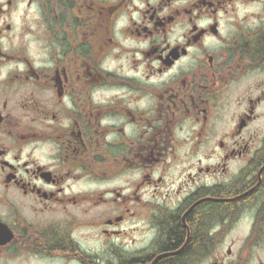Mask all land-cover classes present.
Here are the masks:
<instances>
[{"label":"flooded vegetation","instance_id":"1","mask_svg":"<svg viewBox=\"0 0 264 264\" xmlns=\"http://www.w3.org/2000/svg\"><path fill=\"white\" fill-rule=\"evenodd\" d=\"M0 264H264V0H0Z\"/></svg>","mask_w":264,"mask_h":264},{"label":"trees","instance_id":"2","mask_svg":"<svg viewBox=\"0 0 264 264\" xmlns=\"http://www.w3.org/2000/svg\"><path fill=\"white\" fill-rule=\"evenodd\" d=\"M172 234L175 235V237H179V239H182V236L180 235V233H178V230L177 231H173ZM177 239H175L176 241Z\"/></svg>","mask_w":264,"mask_h":264}]
</instances>
